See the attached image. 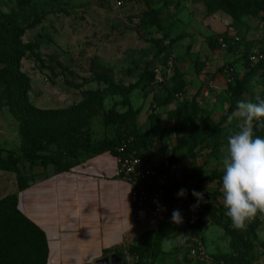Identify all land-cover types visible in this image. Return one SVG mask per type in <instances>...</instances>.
I'll return each mask as SVG.
<instances>
[{"label":"rangeland","instance_id":"rangeland-1","mask_svg":"<svg viewBox=\"0 0 264 264\" xmlns=\"http://www.w3.org/2000/svg\"><path fill=\"white\" fill-rule=\"evenodd\" d=\"M258 1V16L238 18L212 0H0V14L24 31L19 71L28 79L31 107L25 118L17 116L0 86V201L55 168L41 156L56 158L59 165L81 161L84 144L113 137L117 123L129 118L128 134L138 130L149 143L140 149L147 153L146 164L157 171L174 159L164 171L167 185L192 193L175 209L181 223L172 221L173 210L157 231L140 241L129 236L105 257L115 255L120 264H198L184 260L196 235L203 242V264L237 254L224 228L232 226L222 194L228 137L208 138L191 158L182 157L186 148L178 140L187 132L198 92L197 124L224 120L240 130L242 118L227 119L232 114H226L232 99L228 72L243 83L241 100L264 93V75L251 73L257 62L248 58L264 57V0ZM4 44L0 38V47ZM156 68L161 81L154 77ZM4 72L0 64V77ZM177 85L181 89L175 93ZM258 124L264 125V118L253 120L254 137L264 131ZM193 190L203 193V201L198 203ZM199 217L207 229L195 235L186 227ZM255 219L262 221L257 239L244 248L243 240L235 244L241 243L250 264H264V214Z\"/></svg>","mask_w":264,"mask_h":264},{"label":"trees","instance_id":"trees-1","mask_svg":"<svg viewBox=\"0 0 264 264\" xmlns=\"http://www.w3.org/2000/svg\"><path fill=\"white\" fill-rule=\"evenodd\" d=\"M219 5H222L223 9L234 17L241 18L243 16H258L261 13L262 8L259 6L258 0H212ZM23 28L17 27L12 24L9 16L0 14V38L6 40L7 45L4 44L0 47V64L5 70V74L0 77V86L4 89L3 91L7 94L14 107V112L17 116L25 118L28 115L31 107L27 100L28 91V79L25 74L19 71V65L24 57L26 48L21 46V38L23 36ZM211 42V40H208ZM220 44V43H219ZM249 58V56H248ZM261 72L264 75V57L259 60L252 68L251 73ZM228 91L232 97L230 105L227 109V115L233 113L237 109V101L241 100L244 92L243 83L233 77L231 72H228ZM233 81V82H232ZM234 83V84H232ZM181 89L180 85L174 88L175 93ZM199 92L193 98L191 109V119L186 124L187 132L179 137L180 146L186 148V152L182 157L191 158L195 154V149L202 143L206 142L208 138H225L231 134H235L238 130L235 125H225V121L222 120L217 124H197L194 120L196 114H198L199 107L193 102L197 98ZM264 93L258 96L262 100ZM254 97V98H253ZM250 98L251 102L259 103L257 96ZM131 120L129 118L121 120L117 123L113 137L104 136L98 142L86 143L82 146L86 158L81 161L74 162L71 165H59L58 160L52 157L41 156L43 164L55 165L54 171L68 170L70 167L85 161L95 155L103 152H109L112 156L127 157L129 155H140L143 157V161L147 163L146 152H141V148H146L149 145L144 135L138 130L133 129L132 134H128L133 123L129 124ZM129 135L130 139L126 140ZM260 137H264V131L261 130ZM119 149H122V151ZM176 161V160H175ZM174 163V159H166L162 165L157 169L160 173H164L170 164ZM121 179V177L117 176ZM38 178L28 180L26 183L19 184V189H24L35 183ZM167 193H175L183 201H187L190 198L192 192L186 191L184 196L178 195L172 186L166 185ZM17 200L14 195H10L0 201V264H46L47 249L43 233L33 223L28 221L17 209ZM134 212V210H133ZM164 215L157 223L156 229L162 221L166 219L169 213ZM230 223V222H229ZM229 223L225 224V233L231 237V242L234 244L237 254H221L216 257H210L209 264H250L249 261L244 257L242 252L246 250L241 249V243L235 244L237 241L242 242L243 248L246 243H250L249 240L252 238L257 239L255 231L262 224L260 219H254L247 224L244 230H237ZM149 229L142 234L135 236L132 240L140 241L141 238L147 233L153 232V229ZM191 232L198 234L207 229V222L202 220L200 217L191 223L187 224L186 227ZM157 231V230H155ZM240 233L238 240H235L236 234ZM199 235V234H198ZM197 240L194 243L195 246L203 245L200 237L195 236ZM198 238L200 240H198ZM234 239V240H233ZM240 247V248H239ZM204 251V249H203ZM116 252V251H115ZM116 255H121L116 253ZM204 255V254H203ZM203 255H196L189 257V253L184 257L187 262H196L199 260L200 263L206 262V257ZM194 260V261H193Z\"/></svg>","mask_w":264,"mask_h":264},{"label":"crops","instance_id":"crops-1","mask_svg":"<svg viewBox=\"0 0 264 264\" xmlns=\"http://www.w3.org/2000/svg\"><path fill=\"white\" fill-rule=\"evenodd\" d=\"M129 191L117 177L114 157L103 152L68 170L51 168L12 195L19 212L43 233L46 264H94L155 220L146 215L135 224Z\"/></svg>","mask_w":264,"mask_h":264},{"label":"clouds","instance_id":"clouds-1","mask_svg":"<svg viewBox=\"0 0 264 264\" xmlns=\"http://www.w3.org/2000/svg\"><path fill=\"white\" fill-rule=\"evenodd\" d=\"M257 100L259 103L238 100L236 111L227 117L229 122L243 119L240 130L228 136L222 176L225 215L237 230H244L258 212L264 214V138L254 137L253 132V120L264 118V100ZM261 126L264 125L258 124ZM178 195L184 196L185 190L181 189ZM193 195L198 203L203 201V193L193 190ZM171 219L181 223L180 211L174 210Z\"/></svg>","mask_w":264,"mask_h":264},{"label":"built area","instance_id":"built-area-1","mask_svg":"<svg viewBox=\"0 0 264 264\" xmlns=\"http://www.w3.org/2000/svg\"><path fill=\"white\" fill-rule=\"evenodd\" d=\"M117 4L120 5L119 2ZM218 41L220 44L224 43L222 38ZM262 58L263 55L260 53L249 55L250 61L253 62H258ZM154 77L157 81H161V71L158 68L154 70ZM113 157L117 167V176L121 177V180L125 181L130 188L129 199L134 210L135 224H140L145 215L157 219L184 204L183 199L177 197L175 193H167L165 174L151 169L143 161L142 156ZM203 254L202 245L195 246L189 251V257Z\"/></svg>","mask_w":264,"mask_h":264},{"label":"water","instance_id":"water-1","mask_svg":"<svg viewBox=\"0 0 264 264\" xmlns=\"http://www.w3.org/2000/svg\"><path fill=\"white\" fill-rule=\"evenodd\" d=\"M94 264H120V259L115 255H110L97 260Z\"/></svg>","mask_w":264,"mask_h":264}]
</instances>
